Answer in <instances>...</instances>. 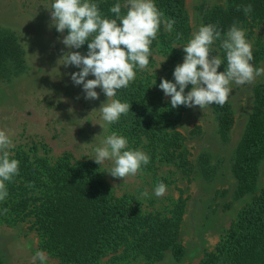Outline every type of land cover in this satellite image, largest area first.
<instances>
[{"label":"rangeland","instance_id":"1","mask_svg":"<svg viewBox=\"0 0 264 264\" xmlns=\"http://www.w3.org/2000/svg\"><path fill=\"white\" fill-rule=\"evenodd\" d=\"M54 0H0V29L15 32L26 52L27 70L10 83L0 85V130L6 131L13 147L8 149L10 158L23 150L31 156H44L51 162L64 154H70L73 161H94L91 147L96 145L95 136L102 133L99 125L104 122L99 112L100 105L108 99L101 88L94 89L98 99L86 100L82 85H75L71 74L80 69L64 66L60 60L69 51L87 52L66 48L61 42L67 30L58 33L52 25L50 5ZM123 8L126 0H121ZM224 0H185L188 18V36L179 43H169L174 52L184 57L182 47L191 38L194 31L201 26L198 8L221 4ZM246 40L252 45L255 68H264V59L257 61V43L264 40L261 25L244 27ZM162 35V38L160 37ZM173 37L162 23L157 37L152 43L169 41ZM151 48L149 64L146 69L137 70L136 76L149 87L159 88L161 78L175 83L174 68L168 64V57L159 47ZM212 49V48H211ZM183 63L182 60L178 64ZM177 64V65H178ZM223 65L218 69L224 71ZM92 75L86 80L94 79ZM155 80V85L153 81ZM264 84V74L257 76L251 83L238 85L230 83L231 92L228 102L234 117V125L226 136L220 133L216 117L209 107H177L173 118V128L183 139V148L190 161V173H183L171 163H166L157 156L148 169L142 166L136 175L123 179L114 178L108 172L113 166L111 160L98 165L102 180L109 186L115 198L125 197L131 205L142 212L158 213L169 216V212L179 199H184V212L179 230V243L184 254L179 259L170 252L162 260L147 263L137 259L129 264H200L205 256L212 252L235 220L239 210L250 201L264 186V160L259 164V176L252 195H236V181L231 174V158L243 136L253 106L254 87ZM192 87V86H191ZM191 87L188 91L191 90ZM187 91V92H188ZM187 94V93H186ZM58 114V115H57ZM113 132L108 126L104 135ZM118 134V133H117ZM120 135V134H118ZM147 143L142 139L135 150L148 155ZM128 149H131L128 147ZM158 182H163L166 192L157 197L154 193ZM147 191L148 196L142 193ZM11 219L0 205V251L6 264H41L39 259L33 261L37 251L46 254L44 264H59V261L40 249V239L31 217L22 221L9 222ZM107 257L101 261L106 264Z\"/></svg>","mask_w":264,"mask_h":264},{"label":"trees","instance_id":"2","mask_svg":"<svg viewBox=\"0 0 264 264\" xmlns=\"http://www.w3.org/2000/svg\"><path fill=\"white\" fill-rule=\"evenodd\" d=\"M104 17L116 19L109 9L121 4L120 15H126L121 0H91ZM164 14L174 20L173 37L169 41L152 43L161 48L173 68L182 60L169 43H179L188 36L185 0H153ZM252 5L245 14L243 7ZM239 8V10H238ZM201 25H217L223 36L235 23L261 25L264 32V0H224L221 4L198 8ZM181 34L179 40L177 34ZM95 35V34H92ZM162 38V35H160ZM250 38V37H246ZM91 39V37H90ZM221 40L211 45V55L219 56L227 67ZM257 61L264 59V40L258 42ZM87 52V43L82 45ZM27 70L26 52L15 32L0 29V85L10 83ZM137 72L136 69H134ZM191 85L185 89V94ZM114 99L130 104L129 113L110 125L112 131L128 140L135 150L144 139L150 157L148 170L157 156L183 173H190V161L183 148L180 133L173 128V109L168 100L144 80L135 77L126 88L118 89ZM220 133L226 136L234 125L228 99L224 105L213 104ZM12 159L19 161V174L6 182L7 197L0 201L2 210L11 219L22 221L31 217L40 239V249L59 264H129L137 259L154 263L170 252L179 260L184 248L179 243V230L185 206L179 199L169 216L142 212L125 197L112 196L102 180L98 164L92 160L73 161L64 154L51 162L44 156L30 155L20 150ZM264 160V84L253 90V106L241 140L230 163L236 181V195H252L259 176V164ZM143 166V165H142ZM31 185V187L29 186ZM0 264H6L0 251ZM200 264H264V186L252 195L238 212L216 248Z\"/></svg>","mask_w":264,"mask_h":264},{"label":"clouds","instance_id":"3","mask_svg":"<svg viewBox=\"0 0 264 264\" xmlns=\"http://www.w3.org/2000/svg\"><path fill=\"white\" fill-rule=\"evenodd\" d=\"M124 6L127 8L126 15H120L121 4L116 3L109 9L116 14V19H109L101 14L98 5L91 0H54L50 5L51 26L58 33L65 30L68 33L61 41L63 45L69 49H79L87 43L86 55L69 51L60 59L62 65L80 69L71 74V80L75 85H82L86 100L98 99V93L94 91L97 87L107 98L115 97L118 89L128 87L135 79L134 69L147 68L150 46L157 37L160 25L163 23L166 30L171 32L175 23L174 20L163 18L164 14L153 0H126ZM243 11L245 14L250 13L252 5L244 6ZM180 38L181 34L178 33L176 39ZM216 40H221L220 47L226 54L227 67L222 72L218 69L224 61L219 56L211 55V45ZM182 49L185 54L183 63L176 65L173 71L175 83L161 78L159 84L165 96L171 98L173 109L181 105L189 108L199 106L200 109L213 104L222 106L231 92V82L243 85L264 74V68H255L251 63L252 45L246 40L244 29L235 23L223 36L217 25H201ZM89 75L95 78L86 80ZM189 85L192 86L191 90L185 94ZM129 109L130 104L127 102L118 99L108 102L107 99L99 109L92 111L99 112L104 122L99 125L102 133L93 138L98 139V143L81 145L92 148L96 164L111 160L113 166L108 173L114 178L136 175L142 165L146 166L150 162V157L144 152L128 149L126 137L115 131L104 135L108 126L118 122L122 114H128ZM11 147L13 143L9 134L0 130V201L8 195L6 182H11L19 174V161L10 158L8 149ZM166 188L163 182H158L154 189L155 195L162 196ZM142 195L148 196L147 191ZM7 211L4 209V212ZM37 259L44 264L46 254L37 251L33 261Z\"/></svg>","mask_w":264,"mask_h":264}]
</instances>
